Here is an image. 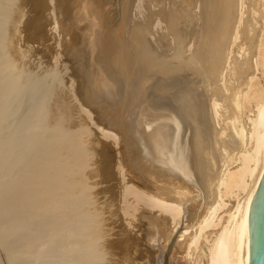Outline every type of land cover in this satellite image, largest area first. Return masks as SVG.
<instances>
[{
  "label": "bare ground",
  "instance_id": "obj_1",
  "mask_svg": "<svg viewBox=\"0 0 264 264\" xmlns=\"http://www.w3.org/2000/svg\"><path fill=\"white\" fill-rule=\"evenodd\" d=\"M22 12L0 0V264H113L125 247L249 264L264 0H43V47ZM64 19L84 21L76 82Z\"/></svg>",
  "mask_w": 264,
  "mask_h": 264
},
{
  "label": "rangeland",
  "instance_id": "obj_2",
  "mask_svg": "<svg viewBox=\"0 0 264 264\" xmlns=\"http://www.w3.org/2000/svg\"><path fill=\"white\" fill-rule=\"evenodd\" d=\"M21 4L23 7V12L21 13L20 18H22L24 21L22 27L23 38L26 42L33 45L34 47H43L47 42L49 37L48 33L50 32H47V30H45L41 24L43 0H21ZM83 22L84 21L80 22L79 24L75 23L73 27H70L68 25V20L66 21L64 19V29H60V37H62V33L64 34V43L62 44V58L67 62L68 76L72 77L75 82L77 80V55H73L72 51L74 45L79 43L82 38V33H79V27ZM158 184L161 185V183ZM117 228L120 232L121 229L119 228L121 227ZM119 235H121V233ZM116 254V259L114 257L111 261L113 264H138V260L135 259L136 254L128 247H125L122 250L121 248L118 249Z\"/></svg>",
  "mask_w": 264,
  "mask_h": 264
},
{
  "label": "water",
  "instance_id": "obj_3",
  "mask_svg": "<svg viewBox=\"0 0 264 264\" xmlns=\"http://www.w3.org/2000/svg\"><path fill=\"white\" fill-rule=\"evenodd\" d=\"M249 264H264V172L249 205Z\"/></svg>",
  "mask_w": 264,
  "mask_h": 264
}]
</instances>
